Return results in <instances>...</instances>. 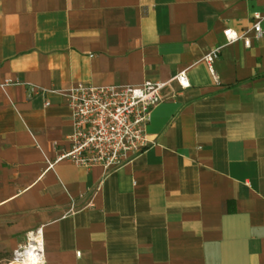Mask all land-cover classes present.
<instances>
[{"label":"crops","instance_id":"0c3cea01","mask_svg":"<svg viewBox=\"0 0 264 264\" xmlns=\"http://www.w3.org/2000/svg\"><path fill=\"white\" fill-rule=\"evenodd\" d=\"M227 29L250 46L226 45ZM217 47L215 80L203 58ZM179 70L189 87L161 92L148 151L109 172L55 162L71 132L61 91L164 83ZM5 81L10 260L41 228L44 264H264V0H0Z\"/></svg>","mask_w":264,"mask_h":264},{"label":"built area","instance_id":"2783aa9c","mask_svg":"<svg viewBox=\"0 0 264 264\" xmlns=\"http://www.w3.org/2000/svg\"><path fill=\"white\" fill-rule=\"evenodd\" d=\"M250 31L254 39L261 35L262 17L256 15ZM226 45L242 41L250 46L245 33L238 34L227 29L223 32ZM220 47L205 55L203 61L209 73L216 80L217 73L212 63L218 58ZM171 83L180 89L189 87L187 71L179 70L168 82L145 81L139 86L78 85L61 91L71 111V132L66 136V144L59 148L55 162L67 161L75 166L101 167L115 171L145 153L152 146L147 128L153 110L163 102L161 92ZM10 81L0 84L2 92ZM44 89L30 86L29 95L44 92ZM54 146H58L54 143ZM49 167H52L49 164ZM13 264H44V241L42 229L26 234L25 243L12 253Z\"/></svg>","mask_w":264,"mask_h":264},{"label":"rangeland","instance_id":"374dc122","mask_svg":"<svg viewBox=\"0 0 264 264\" xmlns=\"http://www.w3.org/2000/svg\"><path fill=\"white\" fill-rule=\"evenodd\" d=\"M10 254L11 252L7 250V248H0V262L6 261V262H11L10 260Z\"/></svg>","mask_w":264,"mask_h":264},{"label":"bare ground","instance_id":"6f19581e","mask_svg":"<svg viewBox=\"0 0 264 264\" xmlns=\"http://www.w3.org/2000/svg\"><path fill=\"white\" fill-rule=\"evenodd\" d=\"M0 264H13V263H11L10 261L9 262L2 261V262H0Z\"/></svg>","mask_w":264,"mask_h":264}]
</instances>
